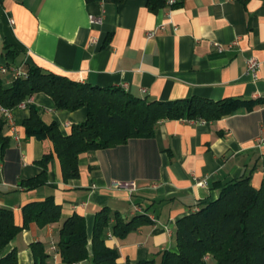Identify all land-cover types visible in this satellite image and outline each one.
<instances>
[{
	"label": "crops",
	"instance_id": "crops-1",
	"mask_svg": "<svg viewBox=\"0 0 264 264\" xmlns=\"http://www.w3.org/2000/svg\"><path fill=\"white\" fill-rule=\"evenodd\" d=\"M176 1L153 11L148 0H0L5 88L17 79V69L37 66L82 84L127 87L149 101L258 102L216 121H163L151 139L84 153L79 177L68 181L54 155L46 183L32 190L20 182L41 175L39 163L53 147L27 137L24 122L31 107L65 136L86 121L87 109L58 110L45 93L14 108L13 125L4 129L9 148L2 153L0 147V208L12 210L22 227L25 206L53 197L61 207L59 222L32 223L12 241L6 252L16 249L18 264H34L32 245L38 242L55 263L64 264L52 247L74 214L86 220L91 251L95 217L104 208L126 221L148 219L123 240L107 233V245L119 253L117 264L160 262L164 251H178L177 222L216 200L222 188L243 177L257 189L264 186V0ZM250 58L262 63L257 79L247 75ZM0 118L6 121L1 112ZM197 180H205L206 187ZM119 183L136 188L121 189ZM207 264L216 262L209 258Z\"/></svg>",
	"mask_w": 264,
	"mask_h": 264
},
{
	"label": "trees",
	"instance_id": "trees-1",
	"mask_svg": "<svg viewBox=\"0 0 264 264\" xmlns=\"http://www.w3.org/2000/svg\"><path fill=\"white\" fill-rule=\"evenodd\" d=\"M88 2L94 0H87ZM122 3L126 0H115ZM167 0H148L153 11L164 8ZM26 78H17L10 88L0 81V105L13 110L35 94L45 93L56 103L58 110L87 109V119L74 125L65 136L58 125H47L38 111L31 107V116L24 122L27 137L52 144L39 165V177L20 182L26 190L44 185L48 165L54 155L61 163L65 181L79 177L80 155L114 148L134 139H151L158 125L167 120L207 122L216 121L233 113L241 106L249 110L258 105L254 101L201 98L176 101H149L129 94L123 88H101L82 84L67 76L29 67ZM7 122L0 118V147L2 153L10 140L4 135ZM23 226L15 224L14 213L0 208V264H18V251L6 249L16 236L35 223L40 227L61 220V207L53 197L23 208ZM148 222L145 215L126 221L118 212L104 208L95 217L91 251L87 224L83 216L74 214L62 225L57 254L64 264H117L119 253L107 245V233L125 239L141 224ZM177 252L164 251L160 262L142 261L137 264H207L212 258L216 264H264V186L257 189L250 177L232 181L221 189L218 198L201 205L200 209L177 222ZM34 264H57L45 246L32 245ZM130 264V263H128Z\"/></svg>",
	"mask_w": 264,
	"mask_h": 264
},
{
	"label": "built area",
	"instance_id": "built-area-1",
	"mask_svg": "<svg viewBox=\"0 0 264 264\" xmlns=\"http://www.w3.org/2000/svg\"><path fill=\"white\" fill-rule=\"evenodd\" d=\"M177 3L176 0H167V5L169 7H173L175 4ZM92 20H94L92 18ZM11 24H14L13 20H10ZM149 36H152V34H149ZM234 44H237V42H235ZM233 44V45H234ZM217 48L221 51L222 47L217 45ZM262 63L257 59V58H250L247 61V75H249L250 77H252V79H257L258 78V73L259 70L261 68ZM3 73H5L7 71L6 68H2L1 69ZM17 73V78H26L27 77V73L21 69H17L16 70ZM124 89L126 90L127 87H124ZM30 100H27L23 103H21L18 107H24L29 103ZM0 112L2 113V115L5 117L6 122L8 125L12 126L13 125V117H12V110L11 109H6L4 107H2L0 105ZM264 143V138L261 140ZM197 185L200 187L205 188L207 183L205 180H197ZM118 187L121 189H125V190H134L136 188L135 183H119ZM53 252L57 253V247L53 246L52 247Z\"/></svg>",
	"mask_w": 264,
	"mask_h": 264
}]
</instances>
